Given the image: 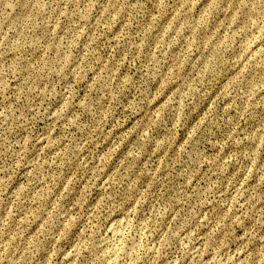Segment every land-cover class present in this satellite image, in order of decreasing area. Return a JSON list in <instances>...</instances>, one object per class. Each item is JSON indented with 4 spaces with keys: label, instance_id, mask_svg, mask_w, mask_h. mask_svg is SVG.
Masks as SVG:
<instances>
[{
    "label": "rangeland",
    "instance_id": "rangeland-1",
    "mask_svg": "<svg viewBox=\"0 0 264 264\" xmlns=\"http://www.w3.org/2000/svg\"><path fill=\"white\" fill-rule=\"evenodd\" d=\"M0 264H264V0H0Z\"/></svg>",
    "mask_w": 264,
    "mask_h": 264
}]
</instances>
